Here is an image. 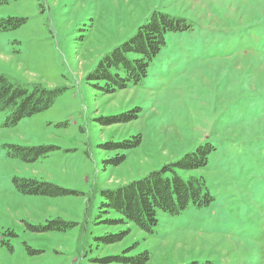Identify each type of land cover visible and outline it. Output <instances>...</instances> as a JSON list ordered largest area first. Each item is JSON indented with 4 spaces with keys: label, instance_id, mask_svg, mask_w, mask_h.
<instances>
[{
    "label": "rangeland",
    "instance_id": "1",
    "mask_svg": "<svg viewBox=\"0 0 264 264\" xmlns=\"http://www.w3.org/2000/svg\"><path fill=\"white\" fill-rule=\"evenodd\" d=\"M153 12L191 30L166 34L143 82L105 92L89 74ZM9 17L23 20L0 24V74L61 93L13 125L0 111V264H264V0H0ZM11 144L54 149L26 162ZM200 145L207 165L179 173L205 179L207 207L159 213L152 233L107 222L102 190ZM16 177L65 193H24Z\"/></svg>",
    "mask_w": 264,
    "mask_h": 264
},
{
    "label": "trees",
    "instance_id": "2",
    "mask_svg": "<svg viewBox=\"0 0 264 264\" xmlns=\"http://www.w3.org/2000/svg\"><path fill=\"white\" fill-rule=\"evenodd\" d=\"M23 19L9 17L0 19L3 29L15 28ZM191 30L190 25L183 18H172L169 15L153 12L146 24L139 25L134 35L119 46L114 47L97 63L89 74L91 80L104 83V91L114 93L127 88L129 85H138L147 77L150 64L166 43L168 32H182ZM61 93L58 88H46L40 83L31 90L10 81L0 74V111L10 110L7 122L15 124L20 119L41 112L49 108L56 96ZM108 124L116 122L106 120ZM123 145L127 149L136 147L140 143V136L135 142L126 141ZM9 154L18 156L26 162L44 158L54 147L9 145ZM213 151L208 145L195 147L185 153L179 160L164 164L160 169L148 172L144 177L118 186L115 189L101 191L104 200L100 207L104 213H117L118 219L107 220L126 223L124 218L139 229L152 233L153 227L158 224V214L164 213L171 219H179L188 208L201 209L207 207L213 196L202 176L188 175L183 177L179 172H190L204 168L208 156ZM125 155L116 158V164L123 161ZM16 188L24 193L56 196L65 193V190L48 181L29 178H14ZM124 217V218H123ZM63 225V222L59 221ZM119 234H108L106 241L116 242ZM102 237L101 239H105ZM138 264L148 260L147 252ZM130 257H124L127 259Z\"/></svg>",
    "mask_w": 264,
    "mask_h": 264
}]
</instances>
